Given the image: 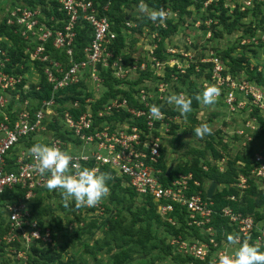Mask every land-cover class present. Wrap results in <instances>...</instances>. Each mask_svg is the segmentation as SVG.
Returning a JSON list of instances; mask_svg holds the SVG:
<instances>
[{"label": "built area", "instance_id": "1", "mask_svg": "<svg viewBox=\"0 0 264 264\" xmlns=\"http://www.w3.org/2000/svg\"><path fill=\"white\" fill-rule=\"evenodd\" d=\"M223 1L233 3V0ZM59 2V13L63 18L54 17L53 14L43 15L40 7H17L9 11L6 19V24L14 28V34L19 33L26 40L35 39L37 45L32 50H24V53L39 63L41 73L51 85L48 99L33 102L29 98H22V93L25 95L29 91L30 84L36 86V91L40 90L39 81L29 84L24 73L7 72L12 63L0 39V196L16 188L25 191L23 197L0 206L5 225L0 234V247L4 249L0 257L6 254L15 264H31L29 253L32 247H52L54 244L51 229L40 224L31 207L37 191L45 188L48 174L40 176L34 170V161L28 153L32 146H26L23 142L29 137L36 143H45L68 151L74 157H83L75 161L81 167L97 168L100 172L106 169L111 177L125 179V184L137 197L150 198L156 214L173 227L180 226L176 210L184 213L185 233L169 236L166 243L174 255L192 259L190 264H195L194 261L215 264L220 252H233L235 247L227 244L229 234L238 235L241 242L247 239L264 251V218L256 220L254 215L243 214L230 205L215 211L211 198L206 197L211 182L201 183L191 172L170 178V173L166 175L157 167L160 150L164 147L162 131H167L169 124L181 119L177 110L174 115L166 111H174L170 109L173 106L161 104L172 94L170 82L187 73L189 65H182L170 57L161 60L154 54L150 55L149 63L122 54L116 56L112 47L117 33L112 29L108 17L104 13L100 15L91 0ZM106 8L107 5L103 10ZM232 8L246 14L244 18L252 19L251 22L259 18L257 23L252 24L253 33L248 37L240 36V44L258 53L259 59L257 64L250 65L251 71L263 72L264 0H238ZM58 22L61 23L60 28L55 27ZM84 22L91 30V39L83 48V58L75 60L76 28ZM160 24L164 26V23ZM125 25L131 27L128 22ZM49 47L61 51L67 63L48 56L46 51ZM166 52L172 54L171 50ZM207 54L199 59V64L206 65L208 74L203 87L217 86L221 94L216 100H222L225 111L235 117L246 113L247 117L239 118L240 124L236 130L221 136L222 142L228 144V150L217 147L221 157L215 162L217 169L223 172L229 160V149L233 147L227 138L239 143V150L243 152L251 149L248 175L239 174L236 177L231 186L238 195L227 197L228 201L238 203L250 188L249 180L264 192V144L250 148L257 142L256 135H262L259 119L264 121V84L257 83L244 73L232 74L229 66L213 52ZM183 55L188 57L189 53ZM189 61L195 62L190 57ZM253 66H256L255 70ZM165 69H168V77L165 76ZM107 77L115 81L114 89L125 91L131 97L120 94L98 104L109 90ZM150 78L157 79L158 83L150 87L146 81ZM125 85L128 87L125 88ZM72 86H80L83 93L91 94L83 100L84 109L81 110L79 100L75 99L64 105L62 111L57 110L60 105L56 103V94ZM10 102L14 103L12 107H9ZM95 103L96 110L93 109ZM153 104L161 106L163 116L159 119L150 118L149 108ZM72 109L78 113L73 114ZM55 122L65 140L56 137V132L49 128ZM46 132L51 134L46 135ZM75 148L80 150L77 152ZM11 156L13 162L9 164L7 159ZM237 165L243 168L244 162L238 161ZM202 169L207 171V166H202ZM215 220L219 224L225 221V225H219V231ZM192 230L197 231L198 235H194Z\"/></svg>", "mask_w": 264, "mask_h": 264}, {"label": "rangeland", "instance_id": "2", "mask_svg": "<svg viewBox=\"0 0 264 264\" xmlns=\"http://www.w3.org/2000/svg\"><path fill=\"white\" fill-rule=\"evenodd\" d=\"M24 1L0 0V24L3 21L6 24L9 11H13L17 7H26L24 6ZM35 1L41 2L42 0ZM59 1L45 0L49 4L57 2L59 4L57 6L58 12L61 7ZM187 1L189 4L182 13L179 11L181 10L182 0H165L161 3L160 6L168 12V18L163 22V27L165 28L161 27V24L159 25V21L154 23L149 19H147L149 23L139 25L136 20L143 18L137 11L139 3L134 0H128L123 3L120 9L127 11L126 22L130 23L131 27H127L125 22L124 26H120V32H116L123 40L119 55L143 59V61L145 60L149 63L150 55L154 54L161 60H167L170 57L180 61L182 65H189L187 73L179 76L176 80L169 81L172 94H177V91H181L187 97L186 85L188 84H192L193 88L197 89V95L203 91V83L204 80L205 82L208 80V74L205 69L206 65L199 64V59L204 58L205 54H209V52H213L226 66L231 64L232 57V59L238 58L239 68L232 72L231 67H228L229 72L232 74L239 75L244 73L248 78V73L254 74L250 65L257 64L258 53L242 46L240 44V36L248 37L249 34L253 33L252 24L257 23L259 18H255L251 22L252 19L238 15L240 13L237 11L240 10L232 8L233 3L235 2L237 5L238 0H233V3L231 1L224 2L223 0ZM219 2L222 8L226 10L223 15H221ZM52 4L50 6L53 7ZM211 4L213 8L205 11L208 5ZM98 5L99 3L94 5L97 10ZM147 6L149 7V5ZM149 8L155 9L154 7ZM158 9L160 8L156 10ZM106 10L107 8L103 11ZM42 13L43 15L45 14L44 12ZM236 15L240 16V20L236 18ZM54 17L59 16L54 15ZM167 22H170V25ZM9 27L13 33L14 28ZM55 27L60 28L61 23L58 22ZM0 39L11 43L7 36L2 35ZM23 40L25 41L26 39L23 38ZM4 44L7 45V50L13 47L16 49L13 43L7 44L5 42ZM35 45L37 43L34 38L27 39L24 50H32ZM112 48L114 51L115 46ZM167 50H171L172 54L167 53ZM224 52L225 54L222 55ZM184 53H189L188 57H185ZM46 54L50 56L49 49ZM242 56L246 57L245 61L239 59ZM189 57L195 62H190ZM9 58L11 60L10 56ZM37 64V61H32L29 58V55L26 65L19 64V68H22L20 71H24L26 81L29 84L32 82L37 83L40 79ZM10 66L14 67L16 65L12 64ZM252 69L255 70L256 66H253ZM263 72H257L261 74V84H264ZM165 76H169L168 69H165ZM146 81L147 85L150 84V87L158 83L155 78L146 79ZM124 87L127 88L128 86L125 85ZM117 95L120 94H116L114 97ZM11 104L13 105L14 103ZM163 104L170 107L166 102H162L161 105ZM170 109L176 111L174 106ZM190 113L192 115L195 113L194 117L199 122L194 123L190 121L191 117L188 119L181 116L178 112L177 115L181 118L180 121L169 124L167 131H162L161 139L166 151L165 160L172 169L176 166L192 167L194 159L198 160L199 166H207L206 163L213 164V157L206 147L208 138L207 136L203 139L196 137L194 135L195 127L201 123L209 124L212 128V135L216 140L217 137L214 135L216 131H220V136L229 135L232 130H236L239 126V118L247 119L246 113H243L241 117H239V114H237L238 117L229 115L223 108L222 100H216V103L211 106H204L198 101L196 109L192 108ZM259 126L261 128L260 123ZM50 134L48 132L46 135ZM46 135L45 137H47ZM263 137L264 135H256L255 140L257 142L250 148L256 147L258 144H264ZM227 141L233 145L228 152L229 158L230 156L233 157L236 152H243L242 149L239 150L240 145L235 140L231 141L230 138H227ZM70 147L67 146V148ZM79 150L80 148H75V151L78 152ZM122 184L125 185V183ZM217 189H220V186ZM40 195L43 197L42 204L46 210L44 213L40 212L41 220L43 226L51 229L54 239L52 247L55 248L51 262L41 261L37 262V264H190L189 262L192 261V259H189L184 262L174 258L172 252L171 255L166 253V249L161 246V239L165 237L163 227L158 225V221H155L152 215L145 216L141 212L142 204L140 200L136 199L134 203L128 199L127 195L122 194L119 197V193L116 192L115 198L112 199L108 195L96 207L77 208L76 206L73 207L75 205L74 202L65 207L59 190L51 192L42 190ZM251 199L254 200V197ZM256 211L264 215V206L256 208L253 212ZM82 229L83 233L76 235ZM167 238L166 241L169 240ZM0 263L15 264L6 254L0 257Z\"/></svg>", "mask_w": 264, "mask_h": 264}, {"label": "trees", "instance_id": "3", "mask_svg": "<svg viewBox=\"0 0 264 264\" xmlns=\"http://www.w3.org/2000/svg\"><path fill=\"white\" fill-rule=\"evenodd\" d=\"M93 2L94 5H96V3H99L98 5V11L99 14L102 15V13H104L108 19L110 20L112 29L119 33L120 32V26H124V23L126 22V18H127V11H122L120 9V7L122 6L123 3H126L128 0H91ZM137 1V3H140V0H134ZM148 4H147V2ZM165 0H144V3H146L147 5H149V7H154L155 9L157 8H163L161 7V3L164 2ZM204 1V0H203ZM221 1V0H219ZM25 4L24 6L29 7V8H36V7H40L42 12H44L47 16L53 14L56 16H61L63 17V15H61L58 10H57V6L59 5L57 2H54V4L50 3L53 5L50 6V4L48 2H45V0L41 1V2H36L35 0H25L24 1ZM189 4V2L187 0H182V4L180 6L181 10L180 13L184 12L183 10L186 8V6ZM220 6L221 3L219 2ZM107 5V10L103 11V7ZM177 8V7H176ZM213 8V5H208V7L206 8L205 11L211 10ZM164 9V8H163ZM221 15L224 14V12L226 10H224L221 6ZM242 17L246 16V14H238ZM236 15V18L240 20V16ZM139 25H141L142 23H149L147 18L143 16L142 19L140 20H136ZM168 25H170V22H167ZM83 27V28H82ZM7 36L10 39V42L13 43L16 47V49L13 48H9L7 50V45L4 44L6 41H2L3 43L2 46L7 50V54L11 57V61L12 64H15L16 66L11 67L10 65L7 68V72L9 73H21L23 74L24 71H20L21 69L19 68V64L22 65H26V61L28 58V54L24 53V45H25V41L23 40V38L20 36V34H14L12 33V29L7 26L5 24V21H3L0 24V36ZM6 38V37H5ZM91 39V30L89 29L88 25L84 22L83 25H80L79 27H77L76 29V38L74 41V59H81L83 58V48L88 44V42ZM7 44H11L9 42H6ZM115 45V50H114V54L117 56L120 54V50L123 46V40L122 37L117 35V39L116 42L114 43ZM49 49V53H50V57L59 61H62L64 63H67V60L65 59V56L63 53L53 49V48H48ZM224 53H222V55H224ZM127 58V57H126ZM229 58V57H228ZM233 58V57H232ZM231 58V64L229 65L231 68V71L233 72L235 69L240 67V64H238V58L237 59H232ZM246 58V57H245ZM245 58L239 57V59L242 61H245ZM247 61V59H246ZM39 72L41 74L40 76V80L38 83L39 89L38 91L35 90V85L34 84H30L29 87V91L23 95L22 93V98H29L32 101H41L43 99H48L51 95V85L47 83L44 75L41 73V69H40V65L39 63L37 64ZM249 74V78L252 79L254 78L255 81L257 83H260L261 80V74H256L254 72L253 73H248ZM255 75V76H254ZM115 81H113L110 77L106 78V84L108 86V92L105 93L102 96V99L98 102V104L105 102L108 98L114 97L116 94H121V95H125L128 98H130L131 96L125 92L122 91L120 89H114L113 88V83ZM186 93L188 94V98H190L192 100V108L196 109L197 107V89L193 88L192 84H188L186 85ZM83 96V97H82ZM87 96H91L90 93H83L80 90V86H72V87H68L63 91H60L59 93L56 94V103H58L60 105V107L57 108V110L62 111L64 105L69 104L70 102L74 101L75 99H78L80 102V108L81 110H83V100L85 97ZM13 102H10L9 107H12ZM97 106L96 103L93 106V109L96 110ZM71 111V110H70ZM169 114H176L175 111H169L166 110ZM73 114L78 113V111H75L72 109L71 111ZM195 115V113H194ZM194 115H192L191 113H189L187 115V118L190 119V121L196 123L199 122ZM260 121V125H261V133L262 135H264V122L263 120L259 119ZM49 128L52 131H55V135L56 137H60L61 139L65 140V138L62 136L61 132L59 131V126L57 125V123H52L51 125H49ZM216 135V140L213 137V135H206L208 138V141L206 142V147L208 148V150L210 151L212 157H213V164H209L206 163L207 165V171H204L202 169V166H199L198 160L194 159L192 162V167L191 166H184V167H180V166H176L174 167L171 172H170V178L174 177L175 175L179 174V173H188L191 172L194 176L195 179L201 181V183H207V182H216L217 183V188L220 186V189L215 190L211 201L213 202V206L212 208L215 211H219L222 207L230 205L232 206L234 209L242 212L243 214H252L254 215V218L256 220H262L264 218V215L262 213H258V211L253 212L256 208H260L262 206H264V192L260 191L256 188L254 182H252V180H249V184H250V188L242 195L241 201L236 203V202H230L227 200V197L231 196V195H238V192L235 190V188H233L231 185L235 182L236 177L239 174H244L245 176L248 175V171L250 169V154H251V149L248 150L247 152H238L235 156H230L229 160L226 162V166H225V170L223 172H220L217 169V166L215 165V162L221 157L217 151V146H219L223 151L228 150V144L223 143L222 142V138L220 136V131H216L215 134ZM24 144L26 146H32L34 143H36V141L33 139H31V137H29V139H25L23 140ZM217 145V146H216ZM16 149L13 151L15 152ZM161 156H160V162L158 164V168H160L164 173L167 171L168 169V165L167 162L165 160V147L161 148L160 150ZM8 163L11 164L13 162V156L9 157L7 159ZM238 161H243L244 162V167H238L237 162ZM11 167H8V169H10ZM102 172H107L108 170L106 169H102ZM126 180L122 179L120 177H112V179L110 181H108V186L110 188V194L109 196L113 199L116 197L115 193H119V197H121L122 194L127 195L128 199H130V201L134 202V200H140L141 201V212L145 215H152V217L154 218L155 221H158V225H160L161 227H163V232L165 233V237H163L161 239V246L164 247V249H166V253L171 255V247L169 245H167L166 243V238L168 236H176L178 234H184L185 233V227L183 225V217H184V213H179L178 210H176L175 214L177 215L178 219L177 222H179L180 226L177 227H173L165 222H163L161 220V218L156 214V208L154 203L151 201L150 198H138L136 193L130 188L128 187L126 184L123 185L122 183H125ZM44 190L46 191L47 188H43L39 191H37L36 197L34 199V201L31 203V207H32V211L34 216L38 219V221L40 222L41 225H43L42 220H41V214L40 212L44 213L46 210L43 207V197H41L40 193L41 191ZM24 190L22 189H18L16 188L14 191H5L1 196H0V206L5 205V202L7 201H16L17 198L19 197H23L24 194ZM48 196V195H47ZM203 197L205 198V194L203 195ZM254 197V200H252L251 198ZM122 199V198H121ZM135 203V202H134ZM138 206V205H137ZM75 207V205L73 206ZM175 208H177V206L175 205ZM254 209V210H253ZM253 210V211H252ZM254 213V214H253ZM219 219V218H217ZM214 223L216 224L215 226L218 228L219 231V225H225V221H221L220 224L218 223V220L214 221ZM4 219L2 217V214L0 213V234L4 231ZM78 232V231H77ZM194 235H198L197 231L192 230ZM81 233H83V229L80 231L79 234L76 235H80ZM55 247H32L31 248V252L29 253L30 256V263L31 264H37V262H51L52 260V255H53V250ZM3 247H0V254L4 253L3 251ZM174 256V258H178L181 261L185 260H189V259H185L182 258L178 255H172ZM195 264H206V263H200L197 261H194Z\"/></svg>", "mask_w": 264, "mask_h": 264}, {"label": "clouds", "instance_id": "4", "mask_svg": "<svg viewBox=\"0 0 264 264\" xmlns=\"http://www.w3.org/2000/svg\"><path fill=\"white\" fill-rule=\"evenodd\" d=\"M137 11L154 23H163L168 18L165 9H150L144 0H140ZM220 94L221 90L217 86L209 85L203 88L196 99L204 106H211L216 103ZM166 103L174 106L184 117L192 111V100L183 93L168 95ZM149 113L150 118L159 119L163 116L161 106L155 104L150 106ZM211 134L212 128L207 123H201L194 129V135L200 139ZM28 153L34 161V170L40 176L48 174L45 184L47 190H59L65 207L74 202L77 208H92L108 197V181L112 179L111 175L100 172L97 168L81 167L75 161L83 157H74L68 151L41 142L34 143ZM33 235L37 236L35 233ZM227 244L234 246L235 250L231 253L220 252L215 264H264V251L247 239L241 242L238 235L229 234Z\"/></svg>", "mask_w": 264, "mask_h": 264}, {"label": "water", "instance_id": "5", "mask_svg": "<svg viewBox=\"0 0 264 264\" xmlns=\"http://www.w3.org/2000/svg\"><path fill=\"white\" fill-rule=\"evenodd\" d=\"M171 170H172V167H169L166 171V175H169ZM216 188H217V183L211 182L210 185L208 186L207 190H206V197L209 199L212 198L213 193L215 192Z\"/></svg>", "mask_w": 264, "mask_h": 264}]
</instances>
